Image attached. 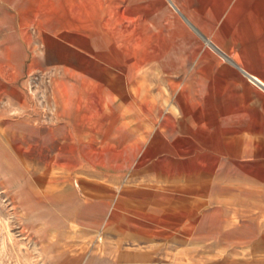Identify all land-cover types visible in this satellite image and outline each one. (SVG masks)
Instances as JSON below:
<instances>
[{
  "label": "rangeland",
  "instance_id": "1",
  "mask_svg": "<svg viewBox=\"0 0 264 264\" xmlns=\"http://www.w3.org/2000/svg\"><path fill=\"white\" fill-rule=\"evenodd\" d=\"M172 1L0 0V264H264V0Z\"/></svg>",
  "mask_w": 264,
  "mask_h": 264
},
{
  "label": "crops",
  "instance_id": "2",
  "mask_svg": "<svg viewBox=\"0 0 264 264\" xmlns=\"http://www.w3.org/2000/svg\"><path fill=\"white\" fill-rule=\"evenodd\" d=\"M170 2V4L172 5L173 9L175 11H177L179 14H181L183 16V18L191 25L192 23L184 16V14L181 12L180 7L174 3L172 0H168ZM208 42L210 43V41L208 40ZM214 47V46H213ZM216 48V47H215ZM221 54H223L219 49H217ZM223 56H227L224 55ZM228 57V56H227ZM113 68V67H112ZM243 70V69H242ZM245 73H247L248 75H253L257 78H259L260 80L264 81V79H262L261 77L255 75V74H251L245 70H243ZM113 74L112 72H110V77L111 79H113ZM111 83V80L109 81ZM83 83V82H82ZM85 84L83 83V88L86 89V86H84ZM5 88H7L8 93L10 94V96L16 101L18 102L20 105L23 103V99H25V96L17 91L14 87L10 86L8 87L7 85H5ZM251 94L252 97L255 98L257 101L253 100L252 102L255 103H259V102H264V95L261 94L260 91L258 90H254L251 89ZM82 98V97H81ZM79 107V106H78ZM139 230H133V236L135 235V237H147V235L138 232ZM124 238L129 237V234L131 235L129 230H125L124 231ZM142 234V235H141ZM123 237V235H119V238ZM112 244H118V246H121L120 242L116 243V242H112ZM109 253V254H108ZM107 254L110 256L108 257L109 259H102L101 260V264H166L164 261L162 262L161 258H158L157 256L155 258H153V254H157L158 252L156 251H151L150 247H142V246H138V247H132V248H120V251L116 253L110 251Z\"/></svg>",
  "mask_w": 264,
  "mask_h": 264
},
{
  "label": "bare ground",
  "instance_id": "3",
  "mask_svg": "<svg viewBox=\"0 0 264 264\" xmlns=\"http://www.w3.org/2000/svg\"><path fill=\"white\" fill-rule=\"evenodd\" d=\"M249 80L256 84L260 89L264 90V81L260 80L259 78L253 76V75H248Z\"/></svg>",
  "mask_w": 264,
  "mask_h": 264
}]
</instances>
